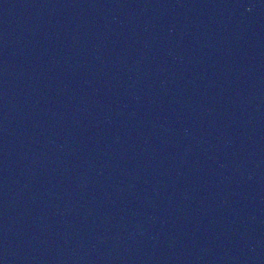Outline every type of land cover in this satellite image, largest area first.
I'll use <instances>...</instances> for the list:
<instances>
[{
	"label": "water",
	"instance_id": "95a60500",
	"mask_svg": "<svg viewBox=\"0 0 264 264\" xmlns=\"http://www.w3.org/2000/svg\"><path fill=\"white\" fill-rule=\"evenodd\" d=\"M0 264H264V0H0Z\"/></svg>",
	"mask_w": 264,
	"mask_h": 264
}]
</instances>
